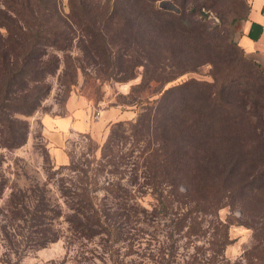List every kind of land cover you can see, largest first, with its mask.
I'll use <instances>...</instances> for the list:
<instances>
[{
	"label": "trees",
	"instance_id": "trees-1",
	"mask_svg": "<svg viewBox=\"0 0 264 264\" xmlns=\"http://www.w3.org/2000/svg\"><path fill=\"white\" fill-rule=\"evenodd\" d=\"M155 1L93 0L91 5L90 0H68L65 19L58 12L59 0H0V125L5 128L0 129V147L13 149L25 143L26 122L8 118L12 114L32 115L48 92L44 81L54 68L51 61H41L39 47L64 49L65 39L56 28L59 22L65 28L76 29L86 44V52L104 76L127 82L136 77L135 71L141 67V79L132 87V93L138 94L150 81L163 86L209 62L210 83L185 81L166 88L156 100L135 99L133 103L140 112L130 121L114 122L106 146L127 131L135 143H141L137 150L140 154L131 163L133 167L139 164L138 169H132L139 171L133 180H141L151 192L155 201L152 212L165 213L170 230L183 232L187 238H206L203 245H207L208 254L201 251L202 246L197 250L204 253L208 264H230L224 250L230 243L228 228L232 223L218 215L224 207H239L241 219H245L243 225L252 232L250 248L232 264H264V214L260 225L252 207L258 202L264 211V166L253 170V137L240 144L244 173L238 180L236 162L227 160L224 164L211 155L220 139L209 138L199 128H206V122L212 121L217 128L228 124L233 132L235 121L226 122L223 110L229 104L233 106L237 98H244L259 79L264 83V73L255 61L244 56L237 41L217 42L215 59L205 57L203 29L186 8L196 0H170L179 8L178 13L155 7ZM250 10L249 3L243 18L245 26H249L240 37L256 41L262 26L249 21ZM197 86L201 93L194 95ZM256 103L264 108L262 100ZM227 151H223L224 159ZM82 173L83 179L67 192L64 218L69 237L88 242L104 236L110 244L115 243L118 225L132 223L134 218L111 215L109 211L125 203L120 190L106 189L113 200L109 206L106 196L97 198L86 172ZM2 190L0 186V193ZM38 200L37 210H46L42 197ZM7 205L14 217L19 210L12 196ZM53 213L57 218L62 216L60 209ZM231 219L240 221L233 216ZM37 224L40 228L44 223L40 220ZM38 233L42 247L45 241L59 239V234H53L47 240L44 229ZM192 258L197 262L195 255Z\"/></svg>",
	"mask_w": 264,
	"mask_h": 264
},
{
	"label": "rangeland",
	"instance_id": "rangeland-1",
	"mask_svg": "<svg viewBox=\"0 0 264 264\" xmlns=\"http://www.w3.org/2000/svg\"><path fill=\"white\" fill-rule=\"evenodd\" d=\"M249 3L251 0H196L186 5L203 29L206 46L204 55L210 61L215 59L217 42H239L246 27L243 18ZM154 5L163 10L180 11L170 0H156ZM58 12L66 19L68 0H59ZM63 24L57 23L56 28L61 38L65 39L64 49L39 47L41 61H51L54 68L44 81L45 89L49 88L48 92L32 115L12 114V118H8L26 122L25 143L13 149L0 147V186L3 189L0 193V264H208L201 252L207 246L203 245L206 238H187L183 232L170 230L165 213L157 212L154 215L152 212L155 201L151 192L141 180H133L139 171L132 169H138L139 164L133 167L131 163L135 156H139L140 151L137 150L141 148V143H135L128 131L120 139L110 141L107 146L106 143L110 126L114 122L130 121L135 118L137 111L140 112L133 103L135 99L156 100L166 88L185 81L210 83L212 65L206 62L193 66L192 71L177 76L163 86L150 81L138 94L132 93V87L141 79L142 68L139 67L135 71L136 77L127 82H118L104 76L86 52V44L76 29L67 26L68 30ZM251 72L255 73L254 68ZM258 82L252 89L248 88L244 98H237L233 106L229 104L223 110L222 118L226 122L235 121L233 132L228 124L220 128L212 121L206 122V128L199 125L209 138L220 139L219 146L213 147L211 155L224 164L227 160L236 162L238 180L242 179L244 173L240 144L245 138L253 137L252 157L256 164L253 170L264 166V108L256 103L257 99L264 102V83L260 79ZM198 91L197 86L194 95L201 93ZM70 97L85 102L89 107L92 132L66 134L54 140L69 160L59 165L48 151L47 145L52 140L42 125L41 116L63 115L65 103ZM96 112L99 113L98 119L103 118L102 121L93 118ZM121 112H130L132 119L120 120L118 114ZM0 129L5 131L2 125ZM226 150L228 154L224 159L223 151ZM109 162H117L118 166L113 167ZM82 171L86 172L93 193L98 199L106 196V204L109 206L113 205V200L106 189L120 190L125 203L120 209L117 206V209L109 211L111 215L120 213L134 218L132 223L118 225L120 228L114 236L115 243L110 244L104 236L88 242L69 237L68 224L64 218L69 200L67 192L71 186L78 184L79 179H83ZM11 196L19 210L14 217L9 213L7 205ZM39 197L46 203L47 209L44 211L37 210L40 209V206L36 207ZM252 207L255 220L261 225L264 211L258 202H254ZM58 209L62 211V216L57 218L53 211ZM150 213L154 216H150ZM240 213L239 207L234 210L224 207L218 211L221 220L232 223L228 228L230 243L224 250V256L230 264L240 260L243 252L252 244V232L243 225L245 219H241ZM40 216L42 218L39 219ZM232 216L242 224L231 219ZM40 220L44 224L38 228L37 222ZM41 229L45 230L47 240L53 234H59V239L54 242L45 241L42 247V241L38 239V230ZM201 246V251L197 250ZM193 255L197 262H193Z\"/></svg>",
	"mask_w": 264,
	"mask_h": 264
},
{
	"label": "crops",
	"instance_id": "crops-1",
	"mask_svg": "<svg viewBox=\"0 0 264 264\" xmlns=\"http://www.w3.org/2000/svg\"><path fill=\"white\" fill-rule=\"evenodd\" d=\"M249 21L262 26L261 34L256 41L243 36L239 40V45L246 57L255 61L264 73V0H251ZM248 26L249 23L246 24V30ZM88 108L85 102L70 97L65 103V113L63 115L45 114L41 116L42 125L52 140L47 145L48 151L57 164L64 165L69 160L63 149L55 144L54 140L62 138L66 134H87L90 131L92 132ZM130 114V112H121L118 116L120 120H130L133 117ZM99 120L102 121L103 118L97 121Z\"/></svg>",
	"mask_w": 264,
	"mask_h": 264
},
{
	"label": "built area",
	"instance_id": "built-area-1",
	"mask_svg": "<svg viewBox=\"0 0 264 264\" xmlns=\"http://www.w3.org/2000/svg\"><path fill=\"white\" fill-rule=\"evenodd\" d=\"M98 117H99V113L96 112V113L93 115V118H94V119H98Z\"/></svg>",
	"mask_w": 264,
	"mask_h": 264
}]
</instances>
